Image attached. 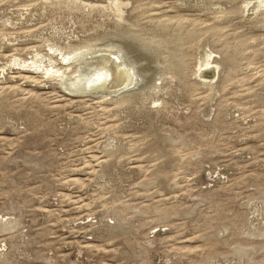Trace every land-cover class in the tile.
I'll use <instances>...</instances> for the list:
<instances>
[{
    "label": "rangeland",
    "instance_id": "rangeland-1",
    "mask_svg": "<svg viewBox=\"0 0 264 264\" xmlns=\"http://www.w3.org/2000/svg\"><path fill=\"white\" fill-rule=\"evenodd\" d=\"M0 264H264L262 0H0Z\"/></svg>",
    "mask_w": 264,
    "mask_h": 264
},
{
    "label": "bare ground",
    "instance_id": "bare-ground-1",
    "mask_svg": "<svg viewBox=\"0 0 264 264\" xmlns=\"http://www.w3.org/2000/svg\"><path fill=\"white\" fill-rule=\"evenodd\" d=\"M262 2L264 3V0H262ZM116 5L119 7L120 2H117ZM120 6H121V5H120ZM212 57H213V56H212ZM212 57H211V58H212ZM214 62H215V63H218V61H216V60L210 61V59H208L205 65L213 66L214 64H212V63H214ZM34 63H35V62H34ZM211 64H212V65H211ZM215 67L217 68V66H215ZM48 69H49V68H48ZM52 70H54V69L52 68ZM54 71H55V70H54ZM59 72H63V70H62V71L60 70ZM120 73H121V72H120ZM130 79H131V77H130ZM129 81H130V80H129ZM125 82H126V81H125ZM118 85H120V84H118ZM122 85H123V84H122Z\"/></svg>",
    "mask_w": 264,
    "mask_h": 264
}]
</instances>
